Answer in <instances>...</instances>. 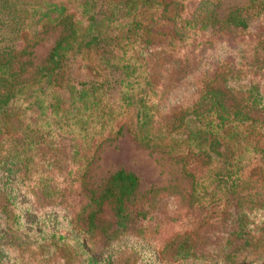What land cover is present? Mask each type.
I'll use <instances>...</instances> for the list:
<instances>
[{"label":"trees","instance_id":"obj_1","mask_svg":"<svg viewBox=\"0 0 264 264\" xmlns=\"http://www.w3.org/2000/svg\"><path fill=\"white\" fill-rule=\"evenodd\" d=\"M208 2L211 8L206 12L215 19L218 0ZM169 3L168 0H0V193L9 188L13 194L16 181H24L32 170L31 160L39 158L36 149L41 147L39 139L45 138L40 128L33 125V119L51 116L64 137L79 139L73 153L84 157L76 166L77 175L70 176L75 170L62 171L57 157L42 154L47 157L43 162L48 161L51 172L27 188V193L33 191L36 198L59 196L60 192L43 189L41 181L51 184L58 181L61 186L77 181L78 173L91 163L102 141L115 138L124 125L130 124V131L142 144L167 146L184 162L192 191L180 208L199 207V217L206 213L204 219L218 203L222 212L216 216L222 215L225 221L234 216L230 234L241 237L239 247L255 245L258 240L246 235L249 230L246 220L255 210L264 209V145L260 143L262 132L249 112L258 107L264 109V53L258 56L260 60L250 63L254 66L251 71L246 69L247 62L241 68L230 69L228 74L219 70L206 74L207 79L198 81L196 95L190 99L188 96V105L176 107L171 114L160 109L166 95L179 88V72L168 73L159 80L146 72L135 74L134 79L142 84L140 90L132 94L122 91L121 97H114L115 85L122 83L125 74L124 65L118 61L121 56L113 51L126 36L138 38L140 30L150 31L157 26L168 12ZM190 16L197 20L194 13ZM240 17L236 9L223 23L246 33L249 24ZM57 25L64 26L65 34L35 72L26 76L29 62L23 61L22 56L43 39L49 28ZM182 28L186 26L183 24ZM147 42V46H156L152 48L156 55L147 56L150 59L158 56L159 61L165 62L176 55L172 42L160 46L150 38ZM190 58L192 55L186 54L180 60L187 64ZM125 73L132 75V71ZM219 76L223 77V86H212ZM108 91L111 97L105 96ZM19 96L26 105L13 111L11 106H15ZM49 145L56 144L47 142ZM139 184L134 172L120 168L109 177L100 196L79 192L90 199L89 205L97 204L89 215V227L100 225L105 208L112 212L109 222L112 229L129 226L130 233H135L142 228L139 224L147 228L154 222L157 226L159 214L136 197ZM69 188L68 185L65 190ZM52 189L56 190L57 185ZM3 212L8 218L9 212L5 208ZM190 245V240L182 243L180 253H189ZM88 262L99 261L89 256Z\"/></svg>","mask_w":264,"mask_h":264},{"label":"rangeland","instance_id":"obj_2","mask_svg":"<svg viewBox=\"0 0 264 264\" xmlns=\"http://www.w3.org/2000/svg\"><path fill=\"white\" fill-rule=\"evenodd\" d=\"M263 1L218 0L215 19H212L213 15L206 12L211 8L208 0H168V12L157 26L150 31L140 30L138 38L126 36L113 51L122 57L118 61L124 65L125 74L122 83L115 85L114 97H121L122 91L131 94L139 91L142 84L134 77L142 72L158 80L166 78L168 73L179 72V88L166 95L160 109L164 114H171L176 107L188 105L190 97L199 89V79L208 78L206 74L216 70L228 74L230 69L241 68L247 62L246 69L253 70L250 63L264 53ZM236 9L240 18L249 24L246 33L223 23ZM193 13L197 20H192ZM64 34V26H52L43 39L29 47L22 56L23 61L29 62L26 76L35 72ZM147 38L158 46L172 42L176 55L169 56L165 62L159 61L158 56L150 59L147 56L156 55L152 51L156 46H147ZM186 54H191L192 58L184 64L180 57ZM128 71H132L131 77L126 75ZM222 82L223 77L219 76L211 85L221 87ZM105 96L111 97L109 91ZM16 102L11 106L13 111L26 105L20 96ZM249 114L256 119V126L262 132L260 143L264 145V109L253 108ZM41 117L33 119V125L40 128L45 138V141L38 138L39 158L31 160L32 170L24 181H16L13 194L9 188L0 193V264H89V256H95L98 264H264V209L255 210L246 220L249 228L246 235L258 242L240 248L241 237L230 234L234 229V216L227 221L222 215L216 216L222 212L221 205L212 206L210 216L204 219L206 213L202 212L203 216L199 217V207L180 208L192 191L184 162L167 146L142 144L130 131V124L124 125L115 138L102 141L91 163L78 173L77 181L64 182L62 186L58 181L54 184L41 181L43 189L60 192L59 196L36 198L33 191L27 193V188H32L50 170L48 161L43 162L47 157L42 154L57 157L62 171L75 170L70 176L77 175L76 166L84 158L73 153L79 139L64 137L51 116ZM96 124L100 129V124ZM73 126L80 132L78 126ZM52 141L56 145L47 146V142ZM120 168L139 177L136 197L142 204L151 206L157 216L159 214L157 226L154 222L147 228L139 224L142 228L135 233H130L129 226L112 229L109 223L112 212L105 208L100 225L89 227V215L97 204L89 205L90 199L83 193L100 196L109 177ZM54 185H57L56 190L52 189ZM68 185L70 188L65 190ZM4 208L9 212L8 218ZM213 217L216 219L210 220ZM114 229L116 232L111 237ZM187 240L191 244L189 253H180V245Z\"/></svg>","mask_w":264,"mask_h":264}]
</instances>
